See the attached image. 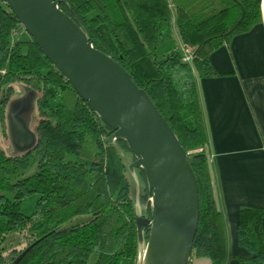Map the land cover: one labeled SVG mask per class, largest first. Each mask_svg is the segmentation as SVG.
Segmentation results:
<instances>
[{
  "label": "trees",
  "instance_id": "obj_1",
  "mask_svg": "<svg viewBox=\"0 0 264 264\" xmlns=\"http://www.w3.org/2000/svg\"><path fill=\"white\" fill-rule=\"evenodd\" d=\"M95 48L143 88L185 148L199 186L200 217L192 257L209 264H264V208L241 206L238 243L251 257L229 255L206 150L197 79L216 77L210 55L261 21L259 0H60ZM174 9V13H173ZM183 46L193 48L191 61ZM21 83L35 97V144L9 155L0 142V264H137L138 231L127 143L107 142L111 128L0 0V134ZM90 150L92 161L68 159ZM148 200L143 169H136ZM143 215L153 217L149 202ZM149 238V228H143Z\"/></svg>",
  "mask_w": 264,
  "mask_h": 264
},
{
  "label": "water",
  "instance_id": "obj_2",
  "mask_svg": "<svg viewBox=\"0 0 264 264\" xmlns=\"http://www.w3.org/2000/svg\"><path fill=\"white\" fill-rule=\"evenodd\" d=\"M61 71L79 96L112 130L107 142L134 156L127 165L145 172L153 217L143 215L135 196L137 264H190L200 217L199 186L177 135L143 88L110 55L94 47L85 28L60 8V0H1ZM13 143L26 151L32 131L10 127ZM143 228H149L146 241Z\"/></svg>",
  "mask_w": 264,
  "mask_h": 264
},
{
  "label": "crops",
  "instance_id": "obj_3",
  "mask_svg": "<svg viewBox=\"0 0 264 264\" xmlns=\"http://www.w3.org/2000/svg\"><path fill=\"white\" fill-rule=\"evenodd\" d=\"M259 1L261 21L211 53L219 75L197 79L227 250L240 257L252 253L238 243L239 209L264 208V0ZM262 230L264 236V217ZM226 263L239 264L231 257ZM190 264H209V259L192 257Z\"/></svg>",
  "mask_w": 264,
  "mask_h": 264
},
{
  "label": "rangeland",
  "instance_id": "obj_4",
  "mask_svg": "<svg viewBox=\"0 0 264 264\" xmlns=\"http://www.w3.org/2000/svg\"><path fill=\"white\" fill-rule=\"evenodd\" d=\"M173 13H174V9H173ZM173 35L183 53V44L181 43L179 30L175 23L173 24ZM7 119L9 126V135L4 136L0 134V142L9 155L21 154L24 151L18 149L16 145L13 143L10 135V127L13 125L15 129L23 127L28 129L29 131H32L33 126L37 120V108H36L34 93L29 88L22 85L21 83L15 85L14 93L7 105ZM91 154L92 153L90 150L85 149L79 155H75V154L68 155V159L90 162L92 161ZM127 160L130 162V157H127ZM130 179L132 183L134 196H136V194L140 195L143 187L142 183L139 181V183L136 184L134 176L131 174V172H130ZM141 205H142V212H144L145 204L142 201H141Z\"/></svg>",
  "mask_w": 264,
  "mask_h": 264
},
{
  "label": "built area",
  "instance_id": "obj_5",
  "mask_svg": "<svg viewBox=\"0 0 264 264\" xmlns=\"http://www.w3.org/2000/svg\"><path fill=\"white\" fill-rule=\"evenodd\" d=\"M194 52L192 47L190 46H183V60L184 61H191L193 58Z\"/></svg>",
  "mask_w": 264,
  "mask_h": 264
}]
</instances>
